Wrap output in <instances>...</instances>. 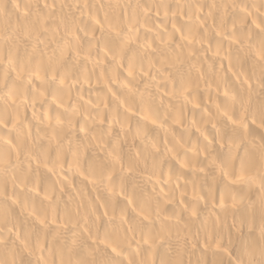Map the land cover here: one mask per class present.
I'll list each match as a JSON object with an SVG mask.
<instances>
[{"label": "bare ground", "instance_id": "obj_1", "mask_svg": "<svg viewBox=\"0 0 264 264\" xmlns=\"http://www.w3.org/2000/svg\"><path fill=\"white\" fill-rule=\"evenodd\" d=\"M0 264H264V0H0Z\"/></svg>", "mask_w": 264, "mask_h": 264}]
</instances>
